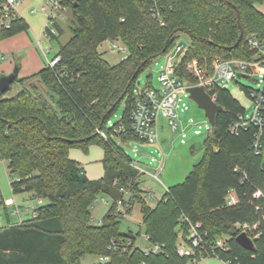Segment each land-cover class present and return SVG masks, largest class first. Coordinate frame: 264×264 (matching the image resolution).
<instances>
[{"label": "trees", "instance_id": "trees-1", "mask_svg": "<svg viewBox=\"0 0 264 264\" xmlns=\"http://www.w3.org/2000/svg\"><path fill=\"white\" fill-rule=\"evenodd\" d=\"M59 2L72 11L73 36L60 45L54 67L46 65L32 76L47 88L48 97L35 85L12 98L0 91V161H9L13 193H29L39 201L31 218L0 228V264H84L89 257H107L103 264L195 263L177 253L179 234L187 232L185 218L201 223L209 239L231 236L230 249L219 254L222 261L264 264V199L254 198L257 191L264 192V130L261 154L256 155L254 143L261 129L251 124L232 132L246 109L229 89L217 86L213 92L222 111L216 117V132L209 130L202 146V161L154 207L144 198L142 174L118 143L139 141L130 129L135 83L144 69L180 44L181 35L190 38V45L180 55L176 75L188 86L197 84L187 71L189 62L212 74L217 59L254 61L248 40L264 39V13L257 8L264 0ZM55 27L62 34L57 22ZM28 31L27 22L16 14L8 28H1L0 40ZM46 35L57 38L47 29ZM107 41L121 42L128 51L116 65L100 52ZM241 89L252 98V89ZM127 98L121 120L127 131L114 135L108 124ZM91 145L104 149V176L97 180L89 179L70 157L72 149L87 152ZM230 189L238 195L237 206L226 204ZM100 195L110 196L114 203L95 225L93 208ZM121 200L125 215L141 204L142 226L153 244L164 245L160 253L146 255L132 232L121 231ZM244 224L258 226L255 251L236 241L242 232L237 226ZM114 240L118 246L129 241L131 245L114 247Z\"/></svg>", "mask_w": 264, "mask_h": 264}, {"label": "rangeland", "instance_id": "rangeland-1", "mask_svg": "<svg viewBox=\"0 0 264 264\" xmlns=\"http://www.w3.org/2000/svg\"><path fill=\"white\" fill-rule=\"evenodd\" d=\"M48 1L50 2L48 3ZM52 1L54 0H22L18 7L24 10L25 16L31 20L35 31L39 34L37 40L40 41V43L33 35L32 38L29 36V33L23 32L30 37L33 43L32 47L34 54L39 55L45 65H48V59L52 60L55 58L60 45L69 42L73 36L71 31L73 23L71 9H53ZM44 6H46L47 9L45 12H42V7ZM257 8L264 13V2L258 4ZM51 14L56 17L55 21L62 29V34L58 32L56 39H51L44 34V30L49 23V15L51 16ZM180 44H182L185 49L189 48L190 38L187 35H181ZM115 45L121 46L123 44L121 42L107 41L100 47V52L103 54V57L111 65L118 64L128 55V51L126 53L118 52ZM0 53L5 56L6 61L10 59L8 54L5 55L4 51L1 49ZM168 58V54L160 56L151 66L140 73L135 83L137 90L150 86V83L153 87L159 88L157 77L162 68L166 65ZM12 59L16 61L14 71L15 69H19L22 64H27V62L29 64L31 60L29 54L25 55L23 53L16 54ZM3 62L4 61L0 60V63ZM261 80L262 78L260 75H249L244 73L242 77H237L236 80L226 84V88L229 89L232 95L240 101L243 107H245L247 116L253 113L254 103L251 98L246 96L241 88L246 87L249 89L263 90L264 81L261 82ZM19 81L15 82L12 85V89L5 93L6 98L16 96L23 89H31L32 85L37 86L38 91L48 97L47 88L37 77H32L23 83ZM179 104L180 120L178 131L170 129L167 122L163 119L159 122L161 146L158 144H146L137 140L128 142L118 141L123 151L134 163H136V165L143 169L144 173L139 178L140 186L142 191L145 192L143 194L146 202L153 207L164 197L169 188L182 184L194 170V167L199 164L204 157L205 150L203 148L199 150L196 149V145L199 144L203 146L209 135L210 124L206 118L205 112L199 109L197 104L189 98L188 93L182 95ZM127 105L128 98L116 109L110 119L108 127L122 120ZM198 131L200 132L199 134H197ZM163 151L165 152V157L162 154ZM103 154L104 149L99 145H91L87 152L79 148H74L70 151V156L72 158L83 162L84 167H89L88 176L90 178H99L102 175ZM155 176H157V178H155ZM11 179L9 161H0V228L8 224H13L19 221L20 218L23 220L29 219L31 213L39 206V201L31 198L32 194H14L11 189ZM151 195L153 196L152 199L150 198ZM97 200L93 208V223L95 225H98L102 221L114 203L113 199L108 195H100ZM102 200L107 202V204ZM143 218L141 204L136 203L132 207L131 214H127L121 219V231L125 233L132 232L137 237V245L147 247L148 244L145 241L146 231L142 226ZM88 260L89 261H84V264L99 263L98 259L95 257H89ZM190 264L227 263L218 257H208Z\"/></svg>", "mask_w": 264, "mask_h": 264}, {"label": "built area", "instance_id": "built-area-1", "mask_svg": "<svg viewBox=\"0 0 264 264\" xmlns=\"http://www.w3.org/2000/svg\"><path fill=\"white\" fill-rule=\"evenodd\" d=\"M22 0H5L4 4L0 8V29L3 27L8 28L13 17L17 13V9ZM50 1H48L49 3ZM53 9L62 8L59 0L52 1ZM46 6L42 7V12L46 11ZM55 18L52 14L49 15V23L46 27L48 32L55 36L58 34L57 28L55 27ZM248 45L251 51L255 53V60L252 62L242 60H216V68L212 74H209L201 66L193 62L187 64V71L194 75L197 80V84L194 86H203L207 92L210 93L213 100L216 101L213 92L217 86L226 87V84L236 80L237 77H242L244 73L257 74L262 78L261 82L264 81V39L260 40L256 37H251L248 40ZM115 48L118 52L126 53L127 49L124 45L117 46ZM184 46L178 44L173 47L167 54L169 58L166 65L160 71L157 80L159 88L153 86H147L144 89L135 91L136 105L130 114L131 131L135 134L138 140L146 144H158L160 142L159 122L161 119L165 120L170 129L173 131L179 130V107L182 95L187 93V88L192 87L186 85L176 75L177 62L180 59L181 53L184 51ZM0 58H4L0 54ZM59 62V58L55 57L52 60H48V65L54 67ZM260 82V83H261ZM251 99L254 103L253 113L250 116L245 115L240 117L239 123L233 128L232 132L236 133L240 128H246L251 124H255L260 127L261 132L254 143L255 154L260 155L262 149L261 139L264 130V89H252ZM110 123V122H109ZM113 127L114 135L125 134L126 127L123 122H119L117 126ZM102 137L106 138V135L101 131H98ZM200 132L198 131L197 134ZM165 157V152L163 151ZM133 166L138 170L140 174L144 171L133 162ZM157 178V176H155ZM122 193L129 195V192L125 189L120 190ZM151 199L153 196L151 195ZM255 199H264V192L257 191L254 195ZM98 200H96L97 202ZM104 202V200H102ZM239 198L234 189H230L226 196V204L229 207L237 206L239 204ZM107 204V202H104ZM118 212L121 215H125L123 210V201H119ZM259 210L260 207H257ZM184 226L187 228V232L182 230L179 234V243L177 253L181 258H188L195 262L200 259L208 257H218L223 251L230 249L229 240L230 235H222L215 239H209L207 231H204L201 223H193L188 218L182 220ZM238 229L242 232H246L252 240H257L260 234L257 233L258 226H250L248 224L238 225ZM241 232V233H242ZM145 241L148 244L147 247L139 245L146 253L157 254L160 253L164 245L153 244L150 236L146 235ZM114 247H123L131 245L129 241L127 244L121 242L118 246L117 242L112 241ZM101 262H107L108 258L103 257L100 259ZM227 264H233L232 261H227Z\"/></svg>", "mask_w": 264, "mask_h": 264}, {"label": "crops", "instance_id": "crops-1", "mask_svg": "<svg viewBox=\"0 0 264 264\" xmlns=\"http://www.w3.org/2000/svg\"><path fill=\"white\" fill-rule=\"evenodd\" d=\"M16 14L20 18H23L27 22V24L29 25V31L27 32V33H29V36L32 37V35H33L34 38H36V40H37V36H39V34H38V32L35 31L33 24L31 23V20L27 16H25L24 10L22 8H18ZM35 33H37V34H35ZM44 34L46 35V28L44 30ZM29 36L26 35L25 33H20V34H17L15 36H12L10 38H7L3 41H0V49L4 51L5 55L8 54V56L10 57V59H8L6 61L5 56L0 53L4 57L3 59L0 58V60L4 61L3 63H0V77L5 76V75H10L11 73H13L15 65H16V61H13L12 58L16 54H22V53L25 55L29 54V58L31 59L30 61L28 60L29 61V64L27 62L28 65L25 63L26 66H25V64H22V66L19 68L18 80H23V79H27L29 77H32L33 75H35L36 73H38L39 71H41L42 69H44L46 67V65L43 64L42 59H40L39 55L34 54L33 47H32L33 43H32ZM38 42L40 43V41H38ZM30 56H32V57H30ZM30 64H31V66H30ZM103 158H104V154H103ZM103 158H102V160H103ZM72 159H74V158H72ZM74 160L78 161L83 166L85 173H86V176L89 179L97 180V179H100L104 176V167H103V173L100 177L98 176L99 178H90L88 176L89 175V172H88L89 167H84L83 162H81L77 159H74ZM33 214H34V211L31 213V216L29 218H31L33 216ZM22 221H24V220L22 218H20L19 221H16L13 224H8L7 226L19 224ZM7 226H5V227H7ZM1 228H4V227H1ZM85 261H89L88 258ZM98 261H99L98 264H103L99 259H98Z\"/></svg>", "mask_w": 264, "mask_h": 264}, {"label": "water", "instance_id": "water-1", "mask_svg": "<svg viewBox=\"0 0 264 264\" xmlns=\"http://www.w3.org/2000/svg\"><path fill=\"white\" fill-rule=\"evenodd\" d=\"M243 32L241 33V37ZM19 69H15L10 75L0 77V91L6 93L12 89V85L18 78ZM189 98L197 104L199 109L205 112L206 118L210 124V132L214 134L216 132V117L217 114L222 111V107L213 100L209 92L203 86H192L187 88ZM196 149H202V145L197 144ZM236 241L244 248L249 251L256 250L255 241L252 240L246 232H242L236 236Z\"/></svg>", "mask_w": 264, "mask_h": 264}]
</instances>
